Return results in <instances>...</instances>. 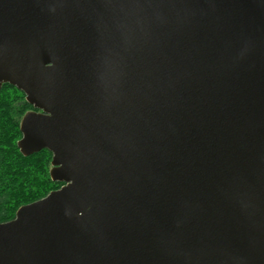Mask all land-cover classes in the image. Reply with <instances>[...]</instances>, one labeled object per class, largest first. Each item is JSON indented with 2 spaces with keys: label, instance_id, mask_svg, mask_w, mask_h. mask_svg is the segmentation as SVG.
<instances>
[{
  "label": "water",
  "instance_id": "95a60500",
  "mask_svg": "<svg viewBox=\"0 0 264 264\" xmlns=\"http://www.w3.org/2000/svg\"><path fill=\"white\" fill-rule=\"evenodd\" d=\"M5 84L63 186L0 264H264V0H0Z\"/></svg>",
  "mask_w": 264,
  "mask_h": 264
},
{
  "label": "trees",
  "instance_id": "16d2710c",
  "mask_svg": "<svg viewBox=\"0 0 264 264\" xmlns=\"http://www.w3.org/2000/svg\"><path fill=\"white\" fill-rule=\"evenodd\" d=\"M34 107L25 94L5 84L0 91V223L13 220L18 209L46 197L63 184L50 177L52 153L25 157L18 148L23 116Z\"/></svg>",
  "mask_w": 264,
  "mask_h": 264
},
{
  "label": "rangeland",
  "instance_id": "374dc122",
  "mask_svg": "<svg viewBox=\"0 0 264 264\" xmlns=\"http://www.w3.org/2000/svg\"><path fill=\"white\" fill-rule=\"evenodd\" d=\"M51 168H52V165H51ZM51 170V169H50Z\"/></svg>",
  "mask_w": 264,
  "mask_h": 264
}]
</instances>
